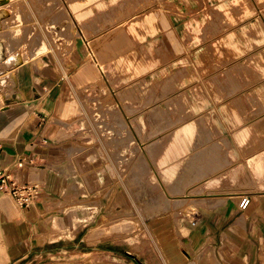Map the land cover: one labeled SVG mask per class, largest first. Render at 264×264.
<instances>
[{
	"label": "crops",
	"instance_id": "0c3cea01",
	"mask_svg": "<svg viewBox=\"0 0 264 264\" xmlns=\"http://www.w3.org/2000/svg\"><path fill=\"white\" fill-rule=\"evenodd\" d=\"M0 5L21 14L6 29L8 42L40 45L32 51L37 56H23L19 66L0 62V170L19 184L39 187L29 207L0 193V264L126 262L130 221L99 222L103 215L109 221L131 215L138 203L129 186L131 160L147 162L149 144L165 181L188 166L201 173L191 183L205 177L191 190H231L206 195L209 210L202 205L200 215L205 224L191 219L184 236L190 255L203 252L200 264H264V186L236 187L231 177L235 188H230L217 176L238 171L235 158L247 156L253 157L248 166L264 179L259 151L264 0H0ZM68 14L75 48L62 56L52 46L67 45ZM32 20L43 22V33L34 31ZM102 80L112 95L107 102L97 87ZM14 94L18 100L6 106ZM182 98L186 120L175 106ZM107 105L124 110L128 127L140 130L141 156L138 148L131 155L132 138ZM253 189L257 192L245 193ZM245 197L250 203L241 210ZM191 211L199 215L197 208ZM169 221L156 219L154 230L179 232Z\"/></svg>",
	"mask_w": 264,
	"mask_h": 264
},
{
	"label": "rangeland",
	"instance_id": "374dc122",
	"mask_svg": "<svg viewBox=\"0 0 264 264\" xmlns=\"http://www.w3.org/2000/svg\"><path fill=\"white\" fill-rule=\"evenodd\" d=\"M11 3H17L23 2V0H9ZM3 5H0L2 7ZM12 6V5H11ZM7 7L11 11L12 19L10 20V23L7 24L5 27H9L13 21H17L20 19L21 14H16L13 11L12 7ZM6 8V6H3ZM37 17V15H36ZM38 20V18H37ZM40 24H43L42 21L39 22ZM35 24L32 21H29V25H34V31L37 32V34L43 33L44 27H39L40 24ZM68 37H67V45L59 46L53 44V52L60 53L62 51V56H71L73 50H74V35L73 32L75 30V24L73 20L71 19V14H68ZM6 29L4 32H2V35L7 41L9 47L15 51L22 52L24 56H37L32 53V51L35 50V52L39 49L40 45H25V46H19V45H13L6 39ZM54 40V39H53ZM54 42V41H53ZM73 45V47H72ZM73 48V49H72ZM47 49V48H46ZM46 49H41L42 52H44ZM72 49V50H71ZM12 50V51H13ZM70 54V55H69ZM26 59V58H25ZM105 80H102L99 85L97 86L98 89L101 88L102 92L106 96L103 98V100H107V97H111L110 89L106 86ZM39 97V96H36ZM88 99V98H87ZM107 102V101H106ZM174 104V103H171ZM110 105H107V113L111 110ZM173 106V105H172ZM176 108L180 109L181 115L184 117L182 120H186L189 117V114H187V104L185 99H180L179 102L176 103ZM109 110V111H108ZM90 112V110H89ZM112 114H116L118 118L121 120V122L124 124V126L127 128L126 131L130 134L132 138V144L133 151L131 155H134L135 148H138V154L141 156L142 151L138 145L144 144L145 139L141 135L140 130L138 127H136L134 124L131 125V129L127 125V121L125 120V117L127 115L125 114L124 110H114L111 111ZM129 113V110L127 111ZM156 114V113H155ZM108 116L107 114H105ZM165 116V115H163ZM127 119V118H126ZM260 125L264 126V110L260 112ZM89 128L90 126H86ZM155 132H158L155 131ZM156 134V133H155ZM153 134L152 136H154ZM167 139L164 140L163 144H165ZM163 145H161L162 147ZM262 147L261 149H263ZM147 154L150 156L152 155V147H150V144L146 146ZM261 152L262 159L264 160V149L259 150ZM148 155L147 162L145 159H142L140 157H132L131 165H132V172H131V182L129 183L130 191L133 199L138 202L137 204L133 205L131 215L129 216H122L118 219H112L111 221L108 220L107 216H102L99 223L101 226H108V225H119L122 224L125 220V222L130 221L129 223L132 226L131 231V244L126 247V250L131 253L130 257H128L127 261L123 264H128L130 262H134L131 264H200L201 256L203 258V252L200 254H197L194 256V254H191L193 259L191 258V255L189 253V247L187 243H185V238L189 233L187 231V226L191 225V219L192 222L197 223L198 225L205 224L203 220H201L200 215H202L204 208L202 209V205H205V197L206 195L210 194L211 192L216 193H229L231 190H224V189H218L217 191H210L206 190L209 188H202L204 186H200L201 188L192 189L191 185L201 183L203 181V178L198 179L195 182L191 183V180L198 178L200 176L199 170H193L190 172V168L188 166H183V171L180 173H174V177H170L172 174L169 173L167 175H170L169 180H164L162 178V172L160 168L157 166V161L154 156V154L151 156L150 160ZM140 158V159H139ZM248 158L253 157H238L235 158L237 163V170L233 171L232 173H221L217 176L223 177V183L225 185H229V183L233 182V180L237 181L236 187H242L246 188L249 187V183H254L255 186H264V179L263 177H260L255 171H253L250 166H248ZM255 158V157H254ZM208 160L210 159L207 158ZM219 160V159H218ZM136 163L137 168H136ZM207 164V163H206ZM202 167V165H199ZM205 166V164H204ZM209 171L211 168L210 163H208V166L205 167ZM226 168H229L226 166ZM113 178H116L114 173H111ZM210 176V175H208ZM207 177V176H206ZM233 177V180H231ZM139 181H142L143 184H140ZM231 181V182H230ZM146 185V188L143 187V185ZM142 185V186H141ZM231 187L235 188L234 184H231ZM230 187V188H231ZM120 190V189H117ZM244 191V190H241ZM245 193H254L257 192V190H245ZM122 197V196H118ZM220 196H214V198H217ZM206 206V205H205ZM204 206V207H205ZM214 206H212L213 208ZM220 205L215 206V209L219 208ZM192 208H197L198 214L194 217L193 214H195L193 211H191ZM206 209L209 210V206H206ZM214 210V208L212 209ZM197 214V213H196ZM197 217V219H196ZM169 218V224L170 227H175L176 230L178 229L179 232L172 234V235H166L168 233H162V232H156L154 229V223L156 219H159V221H162V219ZM142 219V220H140ZM183 219V220H182ZM189 219V220H185ZM168 221H165L166 223ZM88 225V223H87ZM169 226V225H168ZM185 236V237H184ZM121 244V243H120ZM218 247V246H217ZM186 249V251H185ZM215 250V248L213 247ZM184 252V253H183ZM211 264H217V263H211Z\"/></svg>",
	"mask_w": 264,
	"mask_h": 264
},
{
	"label": "built area",
	"instance_id": "2783aa9c",
	"mask_svg": "<svg viewBox=\"0 0 264 264\" xmlns=\"http://www.w3.org/2000/svg\"><path fill=\"white\" fill-rule=\"evenodd\" d=\"M0 193L12 196L19 206L29 207L38 197L39 187L33 184H19L10 172L0 170ZM249 203V198L245 197L240 204L241 210H246Z\"/></svg>",
	"mask_w": 264,
	"mask_h": 264
},
{
	"label": "bare ground",
	"instance_id": "6f19581e",
	"mask_svg": "<svg viewBox=\"0 0 264 264\" xmlns=\"http://www.w3.org/2000/svg\"><path fill=\"white\" fill-rule=\"evenodd\" d=\"M8 16H10V18H6ZM11 19H12L11 11L9 9H7V7L6 8L3 6L0 7V62H2V64H4L6 66V65H9L10 60H12L13 65L19 66L20 64H22L24 62V59L22 58L24 56V54H22V52L20 53L18 51L13 52L12 51L13 49H11L12 48L11 45L8 44L7 41H5V39L2 35L3 30L6 29L5 27L7 26L8 23H10ZM1 27H2V29H1ZM9 45L11 48L9 47ZM72 47H73V45H72ZM7 56H10V57L7 58ZM9 66H7V67H9ZM9 76H10V74H9ZM11 82H13V81H11ZM3 83H4V81H3ZM13 96L5 101L6 106H10L11 104H13L15 101L18 100V96L16 94H14ZM20 98H22V97L20 96Z\"/></svg>",
	"mask_w": 264,
	"mask_h": 264
},
{
	"label": "water",
	"instance_id": "95a60500",
	"mask_svg": "<svg viewBox=\"0 0 264 264\" xmlns=\"http://www.w3.org/2000/svg\"><path fill=\"white\" fill-rule=\"evenodd\" d=\"M14 97V96H13Z\"/></svg>",
	"mask_w": 264,
	"mask_h": 264
}]
</instances>
